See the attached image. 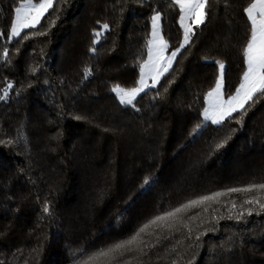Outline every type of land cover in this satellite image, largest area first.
Here are the masks:
<instances>
[{
  "label": "trees",
  "instance_id": "1",
  "mask_svg": "<svg viewBox=\"0 0 264 264\" xmlns=\"http://www.w3.org/2000/svg\"><path fill=\"white\" fill-rule=\"evenodd\" d=\"M25 1L0 0V264H108L91 258L215 192L227 194L111 264H264V93L220 124L201 118L218 62L226 96L242 81L254 0H208L171 69L131 104L112 90L137 87L153 14L168 52L180 47L172 0H59L9 39Z\"/></svg>",
  "mask_w": 264,
  "mask_h": 264
},
{
  "label": "snow or ice",
  "instance_id": "2",
  "mask_svg": "<svg viewBox=\"0 0 264 264\" xmlns=\"http://www.w3.org/2000/svg\"><path fill=\"white\" fill-rule=\"evenodd\" d=\"M59 0H38L33 3L32 0H28V3L22 4L20 7L15 9V22L11 26V35L9 39L13 37H20L26 39L25 36H21V29L36 28L41 23V19L45 16V13L49 9L54 7L55 3ZM171 2V0H170ZM183 13L182 20L195 18L194 23L203 24L207 13L204 9L208 5V0H174ZM248 19L251 22L250 38L244 49V57L246 60L247 69L242 73V82L239 87L235 90V95L225 101L223 100L224 95V64L219 63L220 75L215 82V87L207 95L209 98L210 107L204 109L205 119H210L213 123H221L225 116H231L233 112L237 111L238 108L243 109L244 104L251 100L256 93H264V0H255L251 3L250 7L245 9ZM153 21V43L159 41V49L156 55V59L153 60L150 57L148 63L143 65L142 71L147 69L149 72L154 73L152 75L153 87L159 84L160 77L164 73L168 72L172 66V62L178 54L179 49L171 53V57L167 59L166 63L163 58V51L167 48V44L160 37L158 31V23L160 21V15H155L152 18ZM54 23V21H53ZM184 30V41L180 45L183 48L190 41L189 33L191 32V26L185 25ZM104 29L108 28L107 24L103 25ZM38 35H44L43 32H38ZM100 33H97L99 36ZM11 87V85H9ZM145 81L144 77L141 76L139 80V87L133 88L131 91H124L117 87L114 89L121 96L122 103L131 104L135 97L144 90ZM167 89H165L166 91ZM260 189H264V183L256 186ZM252 188H231L229 192H249ZM225 192H215L212 195L201 196L198 199H192L189 202L183 204L180 207H176L172 211H168L162 215H157L151 219L148 223H145L139 230L132 235L129 239L116 243L110 246L107 250H101L96 257L91 259H98L99 257H110L108 264H111V260L116 259L114 253H119L123 256L125 252L133 250V246L144 243L141 239L142 234L152 233L148 232L150 228H173L178 221H182L181 214L190 212L192 209L197 208L206 202L216 200L218 197L226 195ZM244 203H253L251 200H245ZM264 208V204L260 205ZM204 211H208L207 207ZM242 215V213H241ZM251 215V211H249ZM189 219L195 220L196 216H190ZM191 231V229H189ZM130 264V262H125Z\"/></svg>",
  "mask_w": 264,
  "mask_h": 264
},
{
  "label": "rangeland",
  "instance_id": "3",
  "mask_svg": "<svg viewBox=\"0 0 264 264\" xmlns=\"http://www.w3.org/2000/svg\"><path fill=\"white\" fill-rule=\"evenodd\" d=\"M173 2H174V0H172ZM254 2H255V0H254ZM28 3V1H25V2H23V3H21L20 4V6L22 5V4H27ZM177 5V4H176ZM19 6V7H20ZM177 7L179 8V6L177 5ZM179 10H180V8H179ZM46 14V13H45ZM155 15H157V13H155V14H153V16H155ZM159 15V14H158ZM153 16L151 17V20H150V32H149V40H148V48H147V56H146V59H145V61L142 63V65H141V67H140V75H139V80H140V78H141V76H143L144 77V81H145V87H144V90L142 91V92H140L136 97H135V99L139 96V95H141L142 93H144L147 89H149V88H152L153 87V80H152V75L154 74V73H152V72H149L147 69H145L144 71H142V68H143V65L145 64V63H148L149 62V60H150V57H151V59H153V60H155L156 59V55H157V52H158V49H159V47H160V45H159V41H157L156 43H153V40H154V37H153V21H152V18H153ZM183 16V13L181 12V10H180V18H179V21H178V25H179V27L181 28V30H182V34H183V37H182V41H181V44L183 43V41H184V30H185V25H190L191 26V29H193V27L194 26H196V25H198V24H196V23H194V17L193 18H190V19H187V20H182L181 19V17ZM15 22V14H14V18H13V21H12V24ZM200 25V24H199ZM12 26V25H11ZM25 29H21V32L22 31H24ZM158 31H159V35H160V37H162V35H161V27H160V21H159V23H158ZM191 33H192V30H191V32L189 33V36L191 37ZM10 35H11V29H10ZM13 38H16V37H13ZM163 38V37H162ZM163 41L166 43V41L163 39ZM167 44V43H166ZM180 44V45H181ZM186 46V45H185ZM184 46V47H185ZM183 47V48H184ZM179 49V51L182 49V48H178ZM174 51H176V50H174ZM179 51H178V53H179ZM173 51H171V52H168V46H167V48L163 51V58H164V61H165V63H166V61H167V59L168 58H170L171 57V53H172ZM178 55V54H177ZM177 57V56H176ZM176 57H175V59H176ZM175 59L173 60V62H172V65H173V63H174V61H175ZM172 67V66H171ZM171 68H169V70H170ZM246 69H247V65H246ZM168 70V71H169ZM167 73V72H166ZM166 73H164V75L166 74ZM163 75V76H164ZM219 75H220V68H219V66H218V69H217V78L219 77ZM163 76H161L160 77V80L162 79V77ZM217 78H216V80H217ZM216 82V81H215ZM242 82V81H241ZM118 86H116V87H114L113 88V90H112V93L115 95V97L117 98V100L121 103V104H128V103H122L121 102V96L119 95V93H117L116 91H114V89H116ZM137 87H139V81H138V85H137ZM155 87V86H154ZM214 87H215V84H214V86L208 91V93L210 92V91H212L213 89H214ZM120 88V87H119ZM120 89H123V88H120ZM124 91H131L132 89H129V90H127V89H123ZM207 93V94H208ZM206 94V98H205V106H204V108H203V110H202V113H201V118H202V120L203 121H205V122H211V123H213L210 119H205V116H204V109L205 108H209L210 107V103H209V98H208V95ZM232 95H235V93L234 94H232ZM231 95V96H232ZM230 98V96H226L225 95V85H224V95H223V100H225V101H227L228 99ZM134 99V100H135ZM133 100V101H134ZM132 101V102H133ZM249 101V100H248ZM247 101V102H248ZM247 102L244 104V106L247 104ZM241 109L240 108H238L237 109V111H240ZM237 111H235V112H237ZM235 112H233L232 114H234ZM229 116H225V118L221 121V123L226 119V118H228ZM213 124H220V123H213Z\"/></svg>",
  "mask_w": 264,
  "mask_h": 264
}]
</instances>
